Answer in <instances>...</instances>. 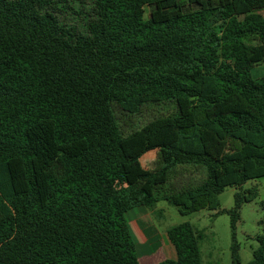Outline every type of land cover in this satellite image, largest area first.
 I'll return each instance as SVG.
<instances>
[{
  "label": "trees",
  "instance_id": "obj_1",
  "mask_svg": "<svg viewBox=\"0 0 264 264\" xmlns=\"http://www.w3.org/2000/svg\"><path fill=\"white\" fill-rule=\"evenodd\" d=\"M261 62L264 0H0V264H139L125 216L160 201L227 214L239 264L243 185L264 178ZM165 101L173 115L123 136L116 111ZM187 172L202 177L177 187ZM166 237L176 258L156 264H201L203 231ZM256 240L247 264H264Z\"/></svg>",
  "mask_w": 264,
  "mask_h": 264
},
{
  "label": "rangeland",
  "instance_id": "obj_2",
  "mask_svg": "<svg viewBox=\"0 0 264 264\" xmlns=\"http://www.w3.org/2000/svg\"><path fill=\"white\" fill-rule=\"evenodd\" d=\"M252 44L256 42L250 40ZM264 68V62L257 66V70ZM176 111L174 101H165L146 105L135 116L116 111L115 116L123 136L144 126L151 120L173 115ZM145 169H156L159 166L156 151L146 153L141 159ZM202 177L200 172H187L183 176L176 175L173 182L177 187L195 184ZM257 188L256 197L250 202L243 203L239 209V219L235 225L234 241L238 245L239 264H247L252 258V251L258 247L256 238L264 234V178L249 180L243 189ZM237 190L226 187L219 194L218 201L221 210L233 207V195ZM147 213L149 221L143 220L140 215ZM215 211L200 210L188 215H180L175 206L165 202H158L151 210L135 208L129 211L125 218L137 256L152 255L157 248L165 246L168 240L166 230L174 225L188 222L198 231H203V239L199 243L201 264H232L231 244L232 231L230 218L222 213L214 215ZM147 219V218H145ZM133 221L136 223H133ZM148 223V224H147ZM147 238V239H146ZM145 242V243H144Z\"/></svg>",
  "mask_w": 264,
  "mask_h": 264
},
{
  "label": "crops",
  "instance_id": "obj_3",
  "mask_svg": "<svg viewBox=\"0 0 264 264\" xmlns=\"http://www.w3.org/2000/svg\"><path fill=\"white\" fill-rule=\"evenodd\" d=\"M131 211V210H130ZM140 217L143 220H147V222L149 221V218L147 216V213H143L140 215ZM147 218V219H145ZM133 223H135L133 221ZM137 223V222H136ZM135 223V224H136ZM148 224V223H147ZM166 236V233H165ZM167 238V237H166ZM147 239V238H146ZM168 240V239H167ZM138 243V242H135ZM145 243V242H144ZM137 245V244H135ZM164 250H162L161 246L160 248H157L156 253H152V255H141L138 256V262L139 264H156L162 260L165 259H170V260H174L176 258V252L174 247L170 244V242L168 241V243H166V245L163 247ZM164 251V252H163ZM157 252H160L158 257L154 258V256L157 254Z\"/></svg>",
  "mask_w": 264,
  "mask_h": 264
}]
</instances>
